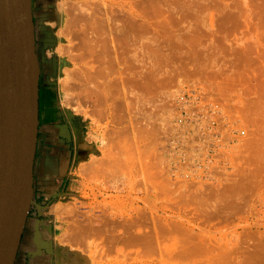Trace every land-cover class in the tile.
<instances>
[{"label": "rangeland", "instance_id": "rangeland-1", "mask_svg": "<svg viewBox=\"0 0 264 264\" xmlns=\"http://www.w3.org/2000/svg\"><path fill=\"white\" fill-rule=\"evenodd\" d=\"M64 1L54 41L60 101L85 118L94 148L57 215L72 264H264V0ZM85 10L104 23L106 63L84 64L64 40L62 20ZM100 65L109 73L94 77ZM181 94L217 104L219 125L245 135L199 166L206 117H192L186 141ZM173 138L190 162L167 151Z\"/></svg>", "mask_w": 264, "mask_h": 264}, {"label": "crops", "instance_id": "crops-1", "mask_svg": "<svg viewBox=\"0 0 264 264\" xmlns=\"http://www.w3.org/2000/svg\"><path fill=\"white\" fill-rule=\"evenodd\" d=\"M60 2L64 0H30L39 66V121L33 196L13 264L73 263L59 241L57 215L79 191L81 165L94 150L85 118L60 101L54 54L56 30L63 19Z\"/></svg>", "mask_w": 264, "mask_h": 264}, {"label": "water", "instance_id": "water-1", "mask_svg": "<svg viewBox=\"0 0 264 264\" xmlns=\"http://www.w3.org/2000/svg\"><path fill=\"white\" fill-rule=\"evenodd\" d=\"M38 121L30 0H0V264H13L32 200Z\"/></svg>", "mask_w": 264, "mask_h": 264}, {"label": "bare ground", "instance_id": "bare-ground-1", "mask_svg": "<svg viewBox=\"0 0 264 264\" xmlns=\"http://www.w3.org/2000/svg\"><path fill=\"white\" fill-rule=\"evenodd\" d=\"M81 2H83L82 0H80ZM79 1V2H80ZM65 2V1H64ZM63 2V3H64ZM70 1H68V3H69ZM76 2H77V0H76ZM86 2V1H85ZM61 3V2H60ZM67 5H68V3L67 2H65ZM153 3V2H152ZM77 4V3H76ZM81 4V3H80ZM79 4V5H80ZM83 4H84V2L82 3V5L81 6H83ZM87 4H88V1H87ZM60 5H62V4H60ZM78 5V6H79ZM150 5V4H149ZM77 6V5H76ZM81 6H79V8L81 7ZM260 6V5H259ZM84 7V6H83ZM82 7V8H83ZM152 7V6H151ZM63 8H64V5H63ZM65 8H67L66 7V5H65ZM64 8V10H66ZM70 8V7H69ZM155 8V7H154ZM258 8V7H257ZM62 9V8H61ZM81 9V8H80ZM80 9H79V11H80ZM85 9H87L86 7H85ZM97 9V8H96ZM68 10V9H67ZM70 11H71V9H69ZM76 9H74V11H75ZM82 10V9H81ZM88 10V9H87ZM83 11V10H82ZM86 11V10H85ZM93 11V10H92ZM66 12V11H65ZM90 12V11H89ZM63 13H64V11H63ZM67 13V12H66ZM86 13L87 14H85L84 16L82 15L81 16V19L80 18H78V19H80V20H78V19H73L74 21H77V23L75 22V24L73 23L74 21H71L70 19L68 20V19H65L64 18V20H62V24H63V26H64V28H65V31H64V29H63V32L65 33L66 32V34H65V36H66V38H64V40L67 42V44L69 45V46H67V47H70V48H74V50H76L78 53L76 54V56H77V58H78V60L79 61H81V62H83L84 64H86V62H84V60H86L87 58H89L91 61H94V64H95V60L96 59H99V61L101 62V61H103L102 63H100L98 60H96V61H98L99 63H97V65H99V64H103L104 62L106 63V60H105V58H104V56L106 57V59H108L107 58V56H108V54H109V52L111 53V51L110 50H112L113 49V47H112V45L109 43H106V41H105V37H103L102 35V32L104 31V34L106 33L105 32V30L103 29V28H105L104 26H102L104 23H102V21L101 20H96V19H91L90 17H92V15L93 14H89L87 11H86ZM93 13V12H92ZM105 13V12H104ZM68 14V13H67ZM67 14H66V16H67ZM74 14V13H73ZM77 15H78V13H76ZM101 14V13H100ZM261 14V13H260ZM88 15V18H86V16ZM98 15V14H97ZM111 15V14H110ZM65 16V15H64ZM65 16V17H66ZM75 16V15H74ZM76 17H78V16H76ZM83 17V18H82ZM138 17V16H137ZM67 18V17H66ZM261 20H264V19H261ZM260 20V21H261ZM106 21V20H105ZM65 22H66V24H65ZM72 22V23H71ZM99 22H101V24L99 23ZM113 22V21H112ZM120 22V21H119ZM258 23H260V24H262V23H264V22H258ZM75 26V29H73V31L71 30V26ZM256 27V26H255ZM72 28H74V27H72ZM107 28V27H106ZM258 29V28H257ZM59 30V29H58ZM103 30V31H102ZM123 31V30H122ZM61 31H59L57 34L59 35V34H62V33H60ZM113 32V31H112ZM63 33V34H64ZM56 34V35H57ZM111 34V33H110ZM60 36V35H59ZM105 36V35H104ZM108 35H106V37H107ZM111 36V35H110ZM58 37V36H57ZM63 37H64V35H63ZM120 37V36H119ZM107 39V38H106ZM129 39V38H128ZM75 40V43L73 42ZM110 42L112 41L111 40V37H110ZM108 40V41H109ZM129 41V40H128ZM112 42H114V40L112 41ZM111 42V43H112ZM72 43L74 44V46L72 45ZM113 44V46H114V44H116V43H112ZM111 45V47L112 48H109L108 46H110ZM119 46H120V43H119ZM118 46V47H119ZM124 46V45H123ZM131 46V45H130ZM115 47H116V45H115ZM63 49V48H62ZM71 49V51H73ZM134 49H135V47H134ZM116 50V49H115ZM66 51V50H65ZM71 51H70V54H71ZM67 52V51H66ZM65 52V53H66ZM75 52V51H74ZM108 54H107V53ZM69 53V52H68ZM107 54V56L105 55V54ZM103 54V55H102ZM73 55V54H72ZM102 55V56H101ZM135 55V54H134ZM62 56V55H61ZM115 56H116V54H115ZM102 57V58H101ZM110 57H112V55L110 56ZM133 57V56H132ZM76 58V59H77ZM104 59V60H103ZM90 60H88L87 59V62H89ZM110 60V59H109ZM119 60V59H118ZM71 61V60H70ZM91 61H90V63H91ZM113 61V60H112ZM123 61V60H122ZM78 62V61H77ZM115 62V61H114ZM78 64V63H77ZM83 64V65H84ZM93 64V63H92ZM87 65H88V63H87ZM138 65V64H137ZM79 66V65H78ZM89 66H90V64H89ZM94 66V65H93ZM92 66V67H93ZM96 66V65H95ZM101 66V65H100ZM74 67V66H73ZM87 66H85L84 68H86ZM91 67V68H92ZM66 68V67H65ZM96 68H98V67H96ZM100 69H98L97 71L95 70H92V71H94V72H92L91 71V74H93L94 73V75H92V76H94V77H98V78H100V75H103L104 74V72H107V73H109L108 72V69L106 68V66H104V68L105 69H107V71L105 70V69H103L102 68V66L101 67H99ZM69 69V68H68ZM71 69V68H70ZM69 69V70H70ZM83 69V68H82ZM93 69H95V68H93ZM105 70L104 72H102L103 70ZM79 70V69H78ZM99 70H100V73H99ZM111 69H109V71H110ZM86 72H87V70H85ZM88 71L90 72V70H89V68H88ZM116 71V70H115ZM73 72V71H72ZM88 72V73H89ZM78 73H80L79 71H78ZM106 73V74H107ZM73 74H75V73H73ZM100 74V75H99ZM133 74V73H132ZM71 75V74H70ZM76 75H77V71H76ZM75 75V76H76ZM135 75V74H134ZM74 76V75H73ZM78 77H80V76H82V74L79 76V75H77ZM89 76V75H88ZM106 76V75H105ZM68 77V76H67ZM78 77H76V80L78 79ZM102 77V76H101ZM107 77V76H106ZM82 77H80V79H81ZM84 78V77H83ZM90 78V77H89ZM89 78H87V79H89ZM103 78V77H102ZM101 78V79H102ZM135 78V77H134ZM133 78V79H134ZM105 79V78H104ZM108 79V78H107ZM84 80V79H83ZM122 80H123V78H122ZM75 81V80H74ZM89 81V80H88ZM104 81V80H103ZM124 81V80H123ZM72 82V81H71ZM77 82V81H76ZM99 82V81H98ZM120 82V81H119ZM135 82V81H134ZM78 83V82H77ZM79 83H80V81H79ZM83 83H84V81H83ZM86 83V82H85ZM100 83V82H99ZM109 83V82H108ZM138 83V82H137ZM74 84V83H73ZM91 85V84H90ZM101 86V85H100ZM74 88V87H73ZM100 88V87H99ZM104 88V87H103ZM62 89V88H61ZM80 89V88H79ZM98 89V88H97ZM107 89V88H106ZM78 91V90H77ZM101 91H103V90H101ZM100 93V91L97 93V94H99ZM102 93V92H101ZM92 94V93H91ZM63 96V95H62ZM75 96V95H74ZM100 96V95H99ZM98 96V97H99ZM64 97V96H63ZM67 99V98H66ZM69 99V98H68ZM79 100V99H78ZM64 101V100H63ZM71 102H73V101H71ZM67 104V103H66ZM203 108H202V106H200V107H196V108H192V111H194V113L198 116V118L201 120L202 118H204V117H202L201 116V114L202 113H204L203 112V110H202ZM215 113H216V111H215ZM249 117V116H248ZM252 117V116H251ZM192 126H193V128H192ZM195 125H191V126H187V127H185V129L186 128H188V129H191V131H193V129H195ZM232 127H234V126H232ZM232 127H229V128H224V127H222V126H220L219 125V122H218V129H221V132H222V130H223V136H222V141H224V140H228L229 139V137H230V135L228 134V131H229V129L230 128H232ZM224 128V129H223ZM235 128V127H234ZM199 129V132L202 134V135H207L208 136V140L209 139H211V136H210V134H208V133H205V134H203V132H202V130L203 129H200V128H198ZM191 134H192V132H191ZM190 134V135H191ZM207 143H208V141H207ZM236 144V143H235ZM228 144H223L222 145V147L221 148H223V147H225V146H227ZM230 145H234V144H230ZM220 148V149H221ZM218 150V149H217ZM57 206V205H56ZM61 207V206H60ZM58 208V207H57ZM60 209V208H59ZM60 212H61V209H60ZM59 212V213H60ZM139 236L140 235H136V240L138 239H141V238H143L144 237V235H143V237H141V238H139ZM142 236V235H141ZM135 237V236H134ZM150 239V238H149Z\"/></svg>", "mask_w": 264, "mask_h": 264}, {"label": "built area", "instance_id": "built-area-1", "mask_svg": "<svg viewBox=\"0 0 264 264\" xmlns=\"http://www.w3.org/2000/svg\"><path fill=\"white\" fill-rule=\"evenodd\" d=\"M177 109H178V115L176 118V123L181 128H184L185 132V140L187 141L190 138L191 129H188L185 127L191 126L193 124L192 117L196 118V120H199L198 116L192 111V108H198L200 106H203L204 113L201 114L202 117H206V123L202 127L203 134L208 133L211 136V139L208 140L207 148H206V155L204 156V162L199 163V166L204 165L203 163H208L211 160V153L215 152V150L220 149L223 144H238L241 137L245 135L244 129H239V127H232L229 129L228 134L230 135L229 139L226 141H222L223 136V130L221 132V129H218V115L219 113H215L216 110L220 109V107L217 104H211V105H205L200 101V99H194L192 97L186 96L184 94H181L177 97ZM218 114V115H217ZM223 119V118H221ZM196 126V125H195ZM227 126V122H224V128ZM223 128V129H224ZM174 145L171 144L169 148H167V151L169 152H175L177 151L179 153L178 161L181 163V165H184L187 162H190V159H188V151L186 150L185 143L178 142L176 139L173 138ZM207 161V162H206ZM206 166V164H205ZM187 169V173L185 176L190 175Z\"/></svg>", "mask_w": 264, "mask_h": 264}]
</instances>
